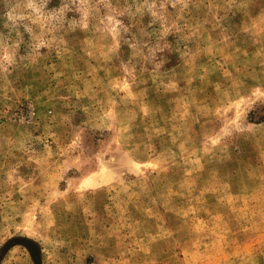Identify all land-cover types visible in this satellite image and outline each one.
Returning <instances> with one entry per match:
<instances>
[{
    "label": "rangeland",
    "instance_id": "1",
    "mask_svg": "<svg viewBox=\"0 0 264 264\" xmlns=\"http://www.w3.org/2000/svg\"><path fill=\"white\" fill-rule=\"evenodd\" d=\"M0 264H264V0H0Z\"/></svg>",
    "mask_w": 264,
    "mask_h": 264
}]
</instances>
